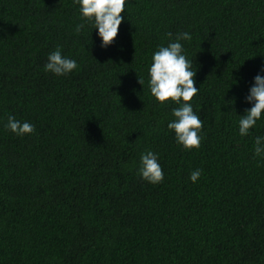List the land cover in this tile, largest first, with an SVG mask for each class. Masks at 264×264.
Instances as JSON below:
<instances>
[{
    "label": "trees",
    "instance_id": "trees-1",
    "mask_svg": "<svg viewBox=\"0 0 264 264\" xmlns=\"http://www.w3.org/2000/svg\"><path fill=\"white\" fill-rule=\"evenodd\" d=\"M121 15L101 47L74 31L73 0H0V264H264V115L238 132L264 66V0H126ZM184 31L203 121L191 150L167 128L178 105L147 83L152 53ZM57 46L78 69L44 71ZM10 115L34 132L5 129ZM147 150L158 184L137 172Z\"/></svg>",
    "mask_w": 264,
    "mask_h": 264
},
{
    "label": "clouds",
    "instance_id": "clouds-1",
    "mask_svg": "<svg viewBox=\"0 0 264 264\" xmlns=\"http://www.w3.org/2000/svg\"><path fill=\"white\" fill-rule=\"evenodd\" d=\"M73 4L78 6L81 21L76 24L74 31L80 33L86 26H90L91 31L96 30L101 47L110 45L124 19L121 13L125 10L126 0H73ZM166 35L171 38L173 33L168 32ZM191 39V34L184 31L177 33L167 45H158L157 50L152 53L147 81L150 95L156 102L164 104L170 100L178 105L171 110L172 119L168 121L167 128L174 133L175 142L184 150L199 148L202 139L200 131L203 127V121L193 110L191 103L192 98L199 92V88L195 86L193 61L186 56L181 42ZM43 67L45 72L64 76L78 69V63L75 59L62 55L61 48L57 46L48 54ZM261 73H264V66L254 76V82L245 96L251 107L240 115V136L249 135L250 130L264 115V75ZM138 82L141 85L144 83L142 79H138ZM4 127L17 136H24L35 130V126L29 121H21L11 115ZM253 153L256 157H264V135L255 136ZM137 172L142 180L151 184H158L164 179L158 154L151 150L140 154ZM201 172V169L192 171L189 179L193 183L197 182Z\"/></svg>",
    "mask_w": 264,
    "mask_h": 264
}]
</instances>
